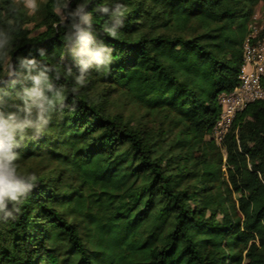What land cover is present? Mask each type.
<instances>
[{
  "label": "trees",
  "instance_id": "trees-1",
  "mask_svg": "<svg viewBox=\"0 0 264 264\" xmlns=\"http://www.w3.org/2000/svg\"><path fill=\"white\" fill-rule=\"evenodd\" d=\"M45 1L37 36L13 0H0V22H15L13 61L31 52L63 72L65 0ZM123 2L115 37L95 0L68 3H87L112 63L83 85L62 77L77 87L74 108L20 149V170L37 180L15 218L0 220V264H264V101L235 117L221 147L210 139L264 0ZM115 97L141 113L136 124L109 112Z\"/></svg>",
  "mask_w": 264,
  "mask_h": 264
},
{
  "label": "clouds",
  "instance_id": "clouds-1",
  "mask_svg": "<svg viewBox=\"0 0 264 264\" xmlns=\"http://www.w3.org/2000/svg\"><path fill=\"white\" fill-rule=\"evenodd\" d=\"M70 0L56 8L65 25L66 54L71 61L63 72L40 60L39 54L18 53L9 56L16 25L13 19L0 22V79L9 77L7 88L0 86V220L15 218L24 200L35 186L37 176L33 171L20 170V149L29 140H37L49 132L54 118L69 111V94L75 95L77 87L87 82L93 73L104 74L112 63V49L94 35L93 13L87 3L68 7ZM37 0H19L10 5L15 13L23 8L35 13ZM61 9L64 15H61ZM95 11L105 17L102 31L117 36L124 27L126 4L123 0H95ZM8 13H5L7 17ZM70 77L74 85L67 90L60 83Z\"/></svg>",
  "mask_w": 264,
  "mask_h": 264
},
{
  "label": "built area",
  "instance_id": "built-area-1",
  "mask_svg": "<svg viewBox=\"0 0 264 264\" xmlns=\"http://www.w3.org/2000/svg\"><path fill=\"white\" fill-rule=\"evenodd\" d=\"M241 52L237 86L217 97L220 114L210 133L217 147L222 146L238 114L249 105L264 101V11L252 15Z\"/></svg>",
  "mask_w": 264,
  "mask_h": 264
},
{
  "label": "rangeland",
  "instance_id": "rangeland-1",
  "mask_svg": "<svg viewBox=\"0 0 264 264\" xmlns=\"http://www.w3.org/2000/svg\"><path fill=\"white\" fill-rule=\"evenodd\" d=\"M14 3H19V0H13ZM46 4L45 0H37V9L35 13L28 14L25 9L24 12L27 15L28 22L25 25V29L30 34V36H37L43 28L40 27V22L42 21L43 17V10L44 6ZM261 11V5L255 7L254 13H259ZM253 13V14H254ZM109 112L112 114H120L124 117L126 120H130L132 124H136L138 119L141 116V113L138 112L136 107H134L132 104H130L127 100L121 99L119 97H115L112 100V103L110 105Z\"/></svg>",
  "mask_w": 264,
  "mask_h": 264
}]
</instances>
